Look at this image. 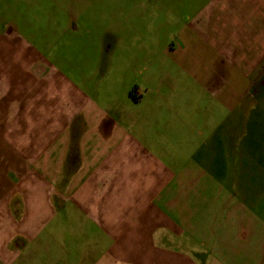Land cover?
<instances>
[{"label": "crops", "instance_id": "1", "mask_svg": "<svg viewBox=\"0 0 264 264\" xmlns=\"http://www.w3.org/2000/svg\"><path fill=\"white\" fill-rule=\"evenodd\" d=\"M0 264H264V0H0Z\"/></svg>", "mask_w": 264, "mask_h": 264}, {"label": "rangeland", "instance_id": "2", "mask_svg": "<svg viewBox=\"0 0 264 264\" xmlns=\"http://www.w3.org/2000/svg\"><path fill=\"white\" fill-rule=\"evenodd\" d=\"M148 24H149V27L147 29L148 30L147 31V35L144 33V36H146V37H144L146 43L149 44L152 40L156 41V39H157V44H158V40H159V43H160V41L163 38H165L164 35H163V30L158 27L157 23L153 19H150ZM105 28H107V27H105ZM103 30L104 29H102V28L95 29L91 25L86 26L85 36L83 38L85 46L83 47V45H82L81 51L88 52V53L93 55V53H92L94 51L93 49L96 46H98L99 38L101 37V34H102ZM106 45H107L106 46V49H107L108 48V43L107 42H106ZM119 51H122V50H119ZM76 52L77 51H74L75 55H76ZM17 243H18V241H17Z\"/></svg>", "mask_w": 264, "mask_h": 264}]
</instances>
